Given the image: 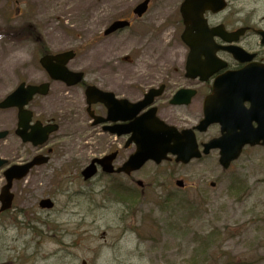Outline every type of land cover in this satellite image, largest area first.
<instances>
[{
  "label": "rangeland",
  "instance_id": "374dc122",
  "mask_svg": "<svg viewBox=\"0 0 264 264\" xmlns=\"http://www.w3.org/2000/svg\"><path fill=\"white\" fill-rule=\"evenodd\" d=\"M84 1V8L69 17L63 0H0V34L13 29L20 34L33 25L30 34H42L52 43V52L76 49L77 57L70 62L75 67L88 63L95 69L99 64L118 69L121 79L132 78L141 66L127 59L135 58L130 51L134 39L127 32L105 38L103 31L118 10L143 0ZM154 1L163 11L159 23L165 27V63H173L175 12L182 0ZM18 3L24 9L21 16ZM232 9V25L236 10L249 23L254 15L264 18V0H235ZM19 38L0 36V66L6 69L0 96L15 89L16 76L28 66L23 64L39 63L42 56L34 40ZM18 42L24 46L20 60L14 57ZM6 111V126L12 127L15 109ZM217 132L212 129L209 136ZM63 134H56L49 175L33 172L14 183L13 207L0 214V264H264V147H245L229 169L219 164L217 151L189 164L174 158L160 164L149 161L134 174L137 200L125 201L109 193L110 184L103 178L86 182L72 174L73 168L66 173L69 164L78 169L98 154L93 152L103 150L84 148L78 132ZM30 153L34 151L20 147L14 138L0 144V155L10 164ZM179 179H185L186 188L176 186ZM45 197L54 200L53 209L39 206Z\"/></svg>",
  "mask_w": 264,
  "mask_h": 264
},
{
  "label": "flooded vegetation",
  "instance_id": "af4514ba",
  "mask_svg": "<svg viewBox=\"0 0 264 264\" xmlns=\"http://www.w3.org/2000/svg\"><path fill=\"white\" fill-rule=\"evenodd\" d=\"M183 1H181L175 12L176 62L165 63L164 39L162 37L165 27L160 24L161 22L159 23L163 11L161 5L151 0L147 11L143 15L135 14L137 5L142 1L125 5V9L118 10L117 16L109 22L103 31L105 38L119 36L127 32V36L134 39L130 51L133 52L135 58L131 59L127 56V59L128 61L131 60V64L135 63V67L141 66L139 67L140 72L133 75L132 78L121 79L117 75L118 69L116 68L104 69L97 64V68L90 69L88 66L91 64L88 63L79 67L69 63L68 68L70 70L83 74V77H80L75 85H69L65 80L54 79L52 73L44 68L41 63L23 64L28 66L20 69V75L15 78L17 80L16 86L23 83L44 85L43 90H47V93H38L33 97L28 106L32 111V119L27 127L22 125L18 109H15L14 125L12 127L6 126L5 113L7 111L6 109H0V131L9 130L8 138H14L18 140L20 147H29L34 151L33 155L30 153L16 163L25 164L39 155H49L50 160L47 163L37 165L31 170V174L35 172L37 176L47 174L53 167V165L50 166L52 156L56 152V146H53V144L59 137L53 134L46 144L34 146L32 143L24 142L22 134L33 132L38 121H41L44 125L58 124L59 131L65 133L63 137L78 132L82 135L85 143L84 148L91 149L96 146L103 150L102 152L100 150L93 152L98 153L94 154L93 158L116 153V159L112 162L113 173L105 171L98 163L96 175L90 180L104 177L110 183L117 181L128 194L132 191L135 173L118 172V169L125 164L129 154L136 147L133 133L136 119L144 115L148 118L156 116L167 124L174 125L180 131L188 128L194 129L199 143L202 145L206 142L204 139L209 131L202 133L197 129L205 116L207 98L214 92L215 80L227 71L242 69L248 63L241 62L233 53L223 49L216 52L214 64H210L205 54H201L194 62L190 61L189 63L191 47L183 38L186 28L181 10ZM233 1L235 0L229 1L227 9L222 13L206 12L205 17L209 26L224 25L228 31L247 27V32L237 44L254 54L252 62L264 65V18L260 19V15L256 13L259 19L254 15L253 21L249 23L243 20L239 16V10H236V22L233 25L230 24L228 17L231 15V11H234L232 9ZM23 10V7L18 3L16 11L19 16L22 15ZM115 20L126 21L128 25L126 28L105 35L108 26ZM151 22H158V24L150 25ZM39 37L44 40L42 35ZM187 38L193 43L197 42L192 35H187ZM204 40L206 39L204 38ZM204 40L199 39V42L205 43ZM102 41L100 39L96 43ZM212 41L216 45H228L220 37H215ZM44 44L38 47V50L43 51L44 54L52 53V43L46 40ZM83 44L85 45V42ZM224 63L226 66L220 68L209 78H202L201 74L198 75L199 69L203 76H206L211 66ZM54 65L57 64H51L52 67ZM5 75L6 69L0 66V89L1 86L5 85ZM91 76L92 78H90ZM91 87H95L97 92L89 98ZM151 92L155 94L152 103L140 108L141 101L146 99ZM100 93L110 94L106 96V100H103ZM0 97L1 101L6 95ZM244 105L249 107L250 103L245 102ZM137 109L139 110L136 112ZM109 115L120 119L96 123L98 120L107 119ZM12 131L14 132L11 133ZM6 140L0 139V144L1 142L3 144ZM90 163L91 160L86 161L78 169L73 167L75 165L69 164L68 169H65V171L69 174L71 168H73L75 170L72 174L83 178V170Z\"/></svg>",
  "mask_w": 264,
  "mask_h": 264
},
{
  "label": "water",
  "instance_id": "95a60500",
  "mask_svg": "<svg viewBox=\"0 0 264 264\" xmlns=\"http://www.w3.org/2000/svg\"><path fill=\"white\" fill-rule=\"evenodd\" d=\"M149 0H146L139 5L137 12L142 15L148 6ZM226 7L225 0H186L183 5V15L185 18V23L187 24V33L188 32H198L197 39H201L202 35H206L209 39H212L215 35L223 37L228 42L237 41L240 36H242L246 29H239L234 33H228L222 29H209L207 28L206 20L204 19V13L206 11H212L218 13ZM203 24V27L201 25ZM127 22L116 21L107 31V33L114 32L122 27H125ZM207 41V39H206ZM192 47V52H198L202 47L200 44L190 43ZM204 48L199 52L206 51L208 54H213L216 52V47H211L212 44L204 43ZM231 50L235 56L240 57V53L243 50L231 46L223 47ZM242 50V51H241ZM75 56L74 51L65 52L64 54L58 55L56 57L46 56L43 58V64L47 65L52 63V60L55 59L63 66L50 69L54 74V78H63L68 79L69 73L67 68L64 65ZM252 56L242 58L243 61L251 59ZM66 74L62 76L64 73ZM213 71L209 73L212 75ZM244 92L243 100H249L252 103V108L250 111L243 110H233L232 105L236 101V98L239 97L237 94V89ZM215 93L208 99L211 109L209 110L208 118L203 121L201 126L202 130H206L211 122L220 121L224 129L227 130V135L224 143L211 144L208 146L206 153L209 152V149L212 146H219L222 148V157L221 162L228 167L231 160L237 158L242 150V147L251 143L255 145L263 141L264 144V66H259L256 64H251L246 66L244 69L236 72H229L225 75H222L217 79L215 85ZM234 89L236 91H231ZM38 91V88L33 87L29 90H23V87L18 89L13 95L9 96L3 103L0 104L1 107H8L13 105H18L23 108L33 97L35 92ZM221 92V93H220ZM237 94V95H236ZM153 98L148 100L144 105L152 101ZM213 106V107H212ZM145 118V117H144ZM145 122L153 127L151 130H145L140 132V130H135V140L138 144L137 152L131 156L130 160L127 162L126 167L129 170H137L141 168L145 162L149 159H154L157 162H160L166 157V154L169 151H172L179 155V159H183L185 162H188L191 157L194 155H199L197 152V145L195 143L194 137H191V142L188 143L186 140H180L174 134L175 132L172 129L165 127V125L160 122L158 119ZM253 122H257L258 126L254 127ZM138 126V125H137ZM141 128V127H139ZM56 127H47L42 128L39 126L37 133L35 135L29 136L35 145L43 144L47 141L49 134L54 131ZM240 130L239 133L236 131ZM6 133L0 134V138L4 137ZM175 141V145L171 146L170 142ZM113 157H109V160H112ZM6 161L0 159V167H2ZM40 162L36 160L32 163H29L25 166H14L8 169L5 172V175L8 180V184L3 188L0 200L3 203L1 211L10 209L13 204L14 195L10 192V189L13 185L14 179H21L29 172L30 168ZM107 166V162H103ZM91 168L89 167L86 171L87 176L92 175ZM179 184H182L179 182ZM53 202L51 200H43L41 206L52 208Z\"/></svg>",
  "mask_w": 264,
  "mask_h": 264
},
{
  "label": "bare ground",
  "instance_id": "6f19581e",
  "mask_svg": "<svg viewBox=\"0 0 264 264\" xmlns=\"http://www.w3.org/2000/svg\"><path fill=\"white\" fill-rule=\"evenodd\" d=\"M62 3H63V6H62L63 12L69 17H73V15L80 8H84L85 6L84 0H63ZM23 53H24V46L21 42H18L17 47L15 49L14 57L17 60H20L23 58Z\"/></svg>",
  "mask_w": 264,
  "mask_h": 264
}]
</instances>
